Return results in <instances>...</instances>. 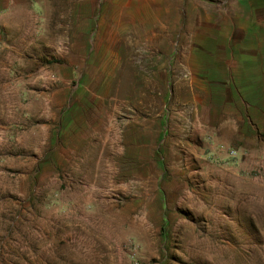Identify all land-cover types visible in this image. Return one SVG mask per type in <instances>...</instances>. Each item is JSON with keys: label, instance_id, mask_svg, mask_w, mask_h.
Segmentation results:
<instances>
[{"label": "rangeland", "instance_id": "1", "mask_svg": "<svg viewBox=\"0 0 264 264\" xmlns=\"http://www.w3.org/2000/svg\"><path fill=\"white\" fill-rule=\"evenodd\" d=\"M212 1L0 0V264H264V0Z\"/></svg>", "mask_w": 264, "mask_h": 264}, {"label": "built area", "instance_id": "2", "mask_svg": "<svg viewBox=\"0 0 264 264\" xmlns=\"http://www.w3.org/2000/svg\"><path fill=\"white\" fill-rule=\"evenodd\" d=\"M236 156H237V152H236V151H232V152H231V157H232V158H235Z\"/></svg>", "mask_w": 264, "mask_h": 264}, {"label": "water", "instance_id": "3", "mask_svg": "<svg viewBox=\"0 0 264 264\" xmlns=\"http://www.w3.org/2000/svg\"><path fill=\"white\" fill-rule=\"evenodd\" d=\"M206 1H208V2H213L212 0H206ZM228 1H234V0H228Z\"/></svg>", "mask_w": 264, "mask_h": 264}]
</instances>
